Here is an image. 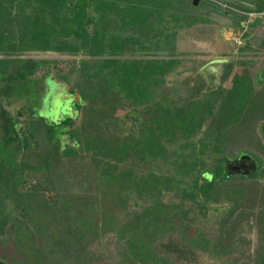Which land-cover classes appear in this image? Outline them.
I'll use <instances>...</instances> for the list:
<instances>
[{
	"label": "trees",
	"instance_id": "16d2710c",
	"mask_svg": "<svg viewBox=\"0 0 264 264\" xmlns=\"http://www.w3.org/2000/svg\"><path fill=\"white\" fill-rule=\"evenodd\" d=\"M222 1L246 12L247 10L259 12L264 9V0ZM182 2L188 5L185 15L170 12L174 6L173 0H0V52L39 50L74 53L82 48L95 58L89 64L85 60L78 61L81 62L77 67L72 82L74 87L70 93L77 94L79 99L74 101L71 98L68 103L64 102V107H61L55 120H51L48 115L54 109L53 104L60 95L56 97L53 91L45 93L43 108L37 109L36 113L41 115V112H44L47 117H43L42 122L36 119L40 123L28 122V137L19 135L18 131L14 130L17 126L14 119L1 112L0 132L3 134L0 140V158L11 152L9 149L5 153V149L11 147L10 141L17 136L19 148L29 146L31 142L28 138L32 135L41 137L42 141L43 137L47 138V143L48 140L64 139L66 135L63 134V130L70 124V118L78 109H82L79 124L70 132L74 137H81L83 147L80 148L88 152L97 163L94 169L98 184L107 185L102 194L104 197L111 195L113 204L126 209L129 193L142 197V200L152 198L156 201L154 197H157L162 187L164 190L168 188H174L176 192L178 190L182 199L200 198L201 206L207 203L209 198L213 201L216 195L228 197L227 195L233 194L232 190L230 192L223 186L229 175L236 172L240 177H250L254 172V169L239 172L240 169L234 167L238 165L236 160L246 158L247 162L244 160V164L248 166L250 163V166L256 163L250 154L239 153L234 158L227 157L224 150L225 134L229 128L233 129L235 124L241 125L244 121L241 115L245 100H249L250 91L254 88L248 73L242 71L233 73L228 96L227 98L223 96L219 102L212 97L216 92L214 89L207 91L201 98L189 100L184 106L182 104L173 106V102L168 101L167 86L165 84V87L163 86L162 80L164 81L163 77L174 69L179 55L174 41V35L177 33L171 30L172 26L176 27L177 23L179 27L192 24L196 18L193 16L190 18L188 15L189 11H195V8L215 10L199 2L196 6L190 5L187 0ZM124 5L128 8L125 13L121 11ZM232 13L237 19L235 25L240 30L242 28L240 22L245 17L234 10ZM263 22L255 18L247 26L250 28ZM105 52L112 57L99 56ZM116 53L118 56H121V53H130L139 56L140 59L121 60L117 58ZM11 59H0V77L5 78V83L0 85V92L15 97L14 100L22 99L28 106H32L33 96L38 92V80L34 73L35 66L39 63L19 58ZM10 62L15 63V73L8 74L6 68ZM19 62L22 63L19 65ZM224 73L227 75V70ZM159 82H162V86L157 98L152 100L149 98L150 87ZM117 96L130 97L133 103L140 106L146 103L145 107L142 106V111L146 113L143 114L145 121L140 122L136 133L134 124L129 127L131 129H128L126 134L121 135L122 130L118 131L120 123L137 120L138 117L133 112L131 118H127V115H123V119L115 116L114 106L110 107L109 103L115 104L113 100ZM213 109L216 119L209 122L211 126L207 129L208 134L202 140L201 146L208 150L209 154L218 155L216 164L213 171H198L190 186L179 187L177 184L184 181L183 177L191 175V171L197 166V162L193 160L194 155L191 154L186 156L193 157L190 161L182 158L185 162L183 160L172 168L173 174L163 175L151 181L147 179L150 177L148 174L146 178L137 177L121 168L114 172L119 163L130 157L146 164L156 162L154 157L159 155L165 162L167 157L179 155L178 149L186 146L193 150L194 141L199 138L194 141L191 138L197 136L201 122L211 115ZM43 122L46 126L42 127ZM111 128H117V131L114 129L110 132ZM176 132L188 141L181 142L177 149L172 148L171 144ZM56 145L63 155L73 151L69 147L63 148L61 142H56ZM56 145H52L51 152L58 151ZM49 152L43 156V163H48L46 160ZM191 153L195 154L193 151ZM1 159L0 181H3L5 191L0 187V213L4 210L6 214L4 216L0 214V235L3 234L0 238H3V242L10 240L12 244L11 247L4 244L0 246V264H57L56 261L50 263L47 256L50 254L53 258L70 251L73 252L74 258L83 257L84 234L94 233L96 230L101 234L113 232L114 217L102 218L98 223L96 216L99 215V210L92 202L84 205L80 199H84L82 196H78L80 202L78 204L75 200L77 195L63 196L54 190L51 198L46 199L36 190L42 184L39 179L34 182L36 188L30 185L26 187L29 191L16 190L17 183L11 182L4 174L2 168L6 166L5 161ZM174 162L171 164L175 165ZM199 163L202 165L201 160ZM32 169L35 170L37 167L33 166ZM170 170L171 168L168 171ZM15 173L17 171L12 175ZM199 178L202 182L197 184ZM27 197L31 200L25 201L24 198ZM158 203V201L151 203L148 209L134 210L126 228L129 226V230L132 231L142 228L141 230L145 231L149 225L155 228L163 223L164 218L157 217V214L154 216L156 211L158 214L162 212L163 204ZM106 214L103 211L102 217ZM148 214L152 215L151 219H145L144 216ZM7 231L10 232V236L5 237L4 232ZM144 237L146 233L139 234L136 241L128 243L126 253L135 257L140 256L144 260L145 252L141 248L142 242L145 241ZM259 248L261 250L262 245L257 247V256L260 254ZM261 264H264V261Z\"/></svg>",
	"mask_w": 264,
	"mask_h": 264
},
{
	"label": "rangeland",
	"instance_id": "374dc122",
	"mask_svg": "<svg viewBox=\"0 0 264 264\" xmlns=\"http://www.w3.org/2000/svg\"><path fill=\"white\" fill-rule=\"evenodd\" d=\"M187 1L193 5V0ZM197 1L204 2L208 5L207 7L215 10L195 8V11L190 10L188 15L190 18H192L191 16L196 18L192 24L184 25V27H179V23L175 25L176 27L171 25V30H175L177 33L174 35V41L179 55L174 69L163 77V86H167V98L168 101L173 102V106L181 104L184 106L189 100L201 98L211 89L216 90L212 97L219 102L223 96L224 98L228 96L230 78L233 73L242 71L248 73L254 89L250 91L249 100H245L246 104L241 115L244 121L241 125L235 124L237 128H229L225 134L226 147L224 150L227 157L230 158L236 157L239 153L252 155L257 165L252 176L240 177L239 173H231L223 186L230 192L232 190L233 194L227 195L228 197L222 194L216 195L213 201L209 198V201L202 206L200 198H197V201L189 197L182 199L178 190L177 192L174 188L164 190L162 187L157 193V197H154L159 202L158 204H163L162 212L158 214L157 211L156 213L154 210L152 211L155 213L154 216L157 214V217L164 218L165 221L155 228L149 225L145 231H142V228L136 231L129 230V226L126 228V225L133 216V211L148 209L151 203L156 201L152 198L142 200V197L129 193L126 209H122L120 205L111 202V195L103 196L102 193L107 185L100 186L98 184L94 169L96 162L92 160L88 152L80 148V146L83 147V143L80 142L81 137H74L70 132L81 120L82 109H78L70 118L68 127L63 130V134L66 135L64 139L60 141L48 140L47 143V138L43 137L42 141L41 137L32 135L28 138V141L31 142L29 146L19 148L17 136L10 141L11 147L5 149V153L9 149L11 152L3 156L2 159L0 158L5 161L6 167L2 168L4 174L11 179V182L17 183L16 190L29 191L26 187L30 185L36 188L34 182L39 179L42 184L36 190L46 199L51 198L54 190L63 196L65 194L77 195L75 200L78 204L80 203L78 196H82L84 199H80L84 205L92 202L99 210V215L96 216L98 223L102 218L107 219L109 216L115 219L112 233L101 234L99 230H96L94 233L89 232L83 235L82 242L85 245L83 257L74 258L71 251L67 254L61 253L53 258L49 254L47 258L50 263L56 261L57 264H256L257 262L261 264L264 261V22L248 28L247 25L254 19H248L246 11H241L222 0ZM173 5L171 13L185 15L188 10V5L184 4L182 0H173ZM233 10L245 17L240 22L242 25L240 30L235 25L237 19L233 17ZM121 11H128V8L124 5ZM259 19L264 21V18ZM117 54V58L121 60L140 59L139 56L130 55V53H121V56ZM160 54L158 53V55ZM91 55L82 48L74 53L39 50H24L16 53L0 52V59L19 58L39 63L35 66L34 74L38 80V92L33 96V105L28 106L22 99L14 100L15 97H9L0 92V122L2 112L14 119V124L17 125L14 130L18 131L19 135L27 136L29 121L34 122L39 119L42 122L43 117H47L44 112H41V115L36 113L37 109L43 108L45 93L53 91V95L56 97L72 95L70 93L74 87L72 82L81 62L78 63V61L85 60L89 64L91 60L95 59ZM108 55V52H105L99 56L112 57ZM210 58H226L227 60L208 68L201 67ZM21 63L19 62V65ZM14 68L15 63H8L7 73H15ZM226 70L227 75L224 73ZM4 80V77H0V85L5 83ZM162 82L150 87L149 98L152 100L157 98ZM1 90L3 89L1 88ZM61 96L53 104L54 109L51 111L53 114L48 115L51 120L58 117L60 113L58 108L64 107L61 105ZM76 97L78 100L77 94ZM129 98L117 96L113 100L115 104L109 103L110 107L114 106V115L121 119L133 110L136 111L137 120L123 121L119 124L118 131L122 130L121 135L128 133V129H131L129 127H132L133 124L136 133L140 122L145 121L143 114L146 113L142 111V106L145 107L146 103L140 106ZM68 101L65 102L68 103ZM71 110H73L72 107ZM214 113L215 109L212 110L209 117L207 116L201 122L197 136L191 138L193 141L199 138L196 142L194 141L193 150L186 146V149L180 146L181 149H178L180 154L164 157L166 158L165 162L159 155L154 157L156 162H146V164L130 157L119 163L114 172H118L121 168L137 177L146 178L149 175L151 178L147 177V179L151 181L163 175L173 174L172 168L182 162L184 160L182 158L190 161L194 155L195 159L193 160L197 162V166L191 171V175L183 177L184 181L177 184L179 187L190 186L198 171H213L216 164L218 155L209 154L208 150L201 146L202 140L208 134L207 129H210L209 122L216 119ZM131 116L132 113L127 115V118H131ZM42 124V127L46 126L44 122ZM114 129L117 131V128H111L109 131ZM2 134L0 132V140ZM186 141L180 133L176 132L174 139L171 140L172 148L177 149L181 142L185 143ZM56 142L63 143V148L69 147L73 151L63 155ZM78 143L79 147H77ZM52 145L57 146L56 153L51 152ZM48 151H50L46 160L48 163H43V156L48 154ZM192 151L195 154L191 153ZM189 154L192 156L186 157ZM199 157L202 165L199 163ZM173 161H175V165L171 164ZM33 166L37 169L33 170ZM170 168L171 170L168 171ZM14 171L17 173L13 176ZM2 182L0 181L2 184L0 187L4 189ZM201 182L202 179L199 178L196 183L200 184ZM24 199L25 201L31 200L29 197ZM235 205H237L236 208ZM230 210L232 211L230 212ZM103 211L107 213L105 217H102ZM0 214L4 216L6 213L3 210ZM151 216L148 214L144 217L151 219ZM9 231L4 232L5 237L10 236ZM130 233L131 237L129 238ZM145 233V241L142 242L141 247L144 249L145 259L127 254V244L136 241L139 234ZM0 236L3 237V234ZM2 237L0 246L11 247V241L3 242ZM141 238L143 237H139V239ZM260 245L262 248L261 250L259 248L260 254L257 256V247Z\"/></svg>",
	"mask_w": 264,
	"mask_h": 264
},
{
	"label": "water",
	"instance_id": "95a60500",
	"mask_svg": "<svg viewBox=\"0 0 264 264\" xmlns=\"http://www.w3.org/2000/svg\"><path fill=\"white\" fill-rule=\"evenodd\" d=\"M197 0H193V5H195V4H197ZM200 4H202V5H205V6H208L207 4H205L204 2H199ZM227 59L226 58H210L209 60H207L201 67H205V68H208V67H210V66H214V65H216V64H219V63H223V62H225ZM61 96V95H60ZM72 98V100H74V101H76L77 100V97H76V94L74 93L72 96L71 95H62L61 96V105H63V103L66 101V100H69V99H71ZM60 108H58V110H59ZM134 114H136V111L135 110H133L132 111ZM131 113H128L127 115H130ZM58 116H59V114H58ZM244 160H246V162H247V159L245 158V159H243V158H240V159H237L236 160V163L237 164H240V163H243L244 164ZM251 164V163H250ZM250 164H249V166L247 167V168H250V167H252V166H250Z\"/></svg>",
	"mask_w": 264,
	"mask_h": 264
},
{
	"label": "built area",
	"instance_id": "2783aa9c",
	"mask_svg": "<svg viewBox=\"0 0 264 264\" xmlns=\"http://www.w3.org/2000/svg\"><path fill=\"white\" fill-rule=\"evenodd\" d=\"M248 19H255V18H264V9L259 12H246Z\"/></svg>",
	"mask_w": 264,
	"mask_h": 264
},
{
	"label": "flooded vegetation",
	"instance_id": "af4514ba",
	"mask_svg": "<svg viewBox=\"0 0 264 264\" xmlns=\"http://www.w3.org/2000/svg\"><path fill=\"white\" fill-rule=\"evenodd\" d=\"M67 101V100H66ZM64 104V103H63ZM63 106V105H62ZM60 109H61V107H60ZM234 167H237L238 169H240L239 170V172H243V171H251V170H255V168L257 167L256 166V164L255 165H253L252 167H251V169H249V168H247L248 166L246 165V164H243V163H240V164H238V165H236V166H234Z\"/></svg>",
	"mask_w": 264,
	"mask_h": 264
}]
</instances>
